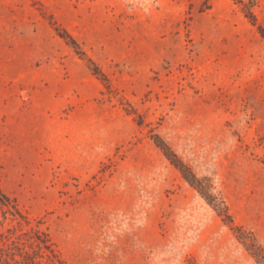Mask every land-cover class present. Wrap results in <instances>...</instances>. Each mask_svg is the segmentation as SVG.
<instances>
[{
  "label": "rangeland",
  "instance_id": "374dc122",
  "mask_svg": "<svg viewBox=\"0 0 264 264\" xmlns=\"http://www.w3.org/2000/svg\"><path fill=\"white\" fill-rule=\"evenodd\" d=\"M262 29L264 0H0V189L30 222L0 234L65 264H264Z\"/></svg>",
  "mask_w": 264,
  "mask_h": 264
},
{
  "label": "trees",
  "instance_id": "16d2710c",
  "mask_svg": "<svg viewBox=\"0 0 264 264\" xmlns=\"http://www.w3.org/2000/svg\"><path fill=\"white\" fill-rule=\"evenodd\" d=\"M238 1V0H235ZM252 16V15H251ZM253 18V16H252ZM263 34L264 31L262 29ZM57 34L60 38L64 39L67 44L71 45L78 56H83L80 45L74 39V37L65 30H57ZM90 69L94 76L106 82V77L101 71L100 67L92 60H88ZM158 138V137H157ZM156 145L163 151L168 160L175 165L189 184L196 189L198 188L199 180L188 169L182 161L178 159L172 149L161 139H155ZM0 205L5 208L4 212L0 211V227H2L6 221L17 222L18 227H22L23 224L29 225V219L19 209L15 199L10 198L8 195L2 192L0 189ZM222 211L219 212V216L223 219L231 221L228 215L227 208L222 203ZM21 221H18V220ZM0 264H65L59 257L54 249L48 233H44L38 227L31 228L24 231L14 226L6 230V233L0 234Z\"/></svg>",
  "mask_w": 264,
  "mask_h": 264
},
{
  "label": "crops",
  "instance_id": "0c3cea01",
  "mask_svg": "<svg viewBox=\"0 0 264 264\" xmlns=\"http://www.w3.org/2000/svg\"><path fill=\"white\" fill-rule=\"evenodd\" d=\"M72 63H73V62H72ZM72 63H69V64L67 63V67H68V69H70V67H72ZM48 67L50 68V70H51L52 73H54V71L56 72L55 76L52 75V79H55V81H56L57 78H58L56 64H55L54 62H52V63H50V64L48 65ZM73 76H74V75H73ZM80 81H81V80H80ZM69 83H70V82H69ZM54 85H56V89L59 87V86H58V85H59L58 83H57V84H54ZM73 88H74V86L68 84V85H67L66 94H69L70 91L73 90Z\"/></svg>",
  "mask_w": 264,
  "mask_h": 264
}]
</instances>
